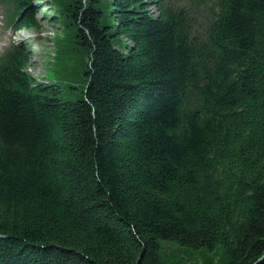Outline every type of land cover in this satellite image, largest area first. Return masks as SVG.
Wrapping results in <instances>:
<instances>
[{
	"label": "trees",
	"instance_id": "obj_1",
	"mask_svg": "<svg viewBox=\"0 0 264 264\" xmlns=\"http://www.w3.org/2000/svg\"><path fill=\"white\" fill-rule=\"evenodd\" d=\"M42 1L86 85L36 82L23 42L0 56V264H255L264 0H0L7 26Z\"/></svg>",
	"mask_w": 264,
	"mask_h": 264
},
{
	"label": "rangeland",
	"instance_id": "obj_2",
	"mask_svg": "<svg viewBox=\"0 0 264 264\" xmlns=\"http://www.w3.org/2000/svg\"><path fill=\"white\" fill-rule=\"evenodd\" d=\"M42 2V9L36 15L38 26L18 32L19 39L26 43L30 52L27 72L36 82L58 84L64 98L79 99L86 85L87 59L60 19L50 20L49 17L55 14L53 5ZM149 8L155 12L154 5ZM10 40L9 31L0 24V44Z\"/></svg>",
	"mask_w": 264,
	"mask_h": 264
},
{
	"label": "water",
	"instance_id": "obj_3",
	"mask_svg": "<svg viewBox=\"0 0 264 264\" xmlns=\"http://www.w3.org/2000/svg\"><path fill=\"white\" fill-rule=\"evenodd\" d=\"M263 258H264V255H263V256H261V258H259V260H258L257 262H255V264H258V263H260V262L263 260Z\"/></svg>",
	"mask_w": 264,
	"mask_h": 264
}]
</instances>
